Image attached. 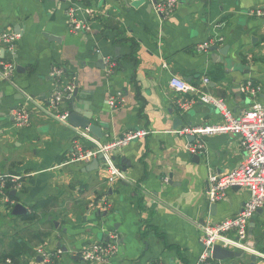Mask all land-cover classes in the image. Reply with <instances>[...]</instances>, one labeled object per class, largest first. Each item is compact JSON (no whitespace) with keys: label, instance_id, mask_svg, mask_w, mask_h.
<instances>
[{"label":"crops","instance_id":"crops-1","mask_svg":"<svg viewBox=\"0 0 264 264\" xmlns=\"http://www.w3.org/2000/svg\"><path fill=\"white\" fill-rule=\"evenodd\" d=\"M70 7L91 31H70ZM257 10L264 0H179L161 20L150 0H0V33L19 36L15 81L24 92L0 80V179L24 184L11 192L14 205L0 199V264L5 257L14 259L6 264H90L82 251L113 234L119 251L111 264H203L201 226L238 215L249 200L248 191L235 188L210 203L209 177L236 168L246 152L237 136L216 134L203 137L202 152L191 153L197 140L175 131L222 119L201 102L181 111L179 103L192 95L170 81L176 76L198 86L208 78V93L236 113L252 106L241 91L252 82L264 105V17ZM214 39L223 40L219 49L229 47L227 57L210 51L215 46L199 50ZM107 57L115 63L110 76ZM55 71L62 72L60 85L78 89V111L103 125L101 142L130 130L150 133L113 152L124 182L110 185L103 162L96 171L86 170L92 162L72 163L76 133L25 96L46 105L58 86ZM118 94L125 103L115 111L109 99ZM24 106L33 113L31 124L19 128L14 112ZM71 109V101L62 103L63 113ZM102 200L110 211L90 208ZM17 204L27 213L15 216ZM252 223L249 238L264 253V209ZM252 256L206 264H252Z\"/></svg>","mask_w":264,"mask_h":264},{"label":"built area","instance_id":"built-area-1","mask_svg":"<svg viewBox=\"0 0 264 264\" xmlns=\"http://www.w3.org/2000/svg\"><path fill=\"white\" fill-rule=\"evenodd\" d=\"M153 10L161 20L168 19L175 11L179 0H150ZM77 10L70 7L67 11L72 33L91 31V27L82 23L77 17ZM257 17H264V10H257L253 13ZM19 36L8 30L0 33V80L16 88L19 92L23 90L16 84V63ZM223 40H210L199 46L200 51H208L212 46ZM107 75L114 72L115 63L107 57L104 60ZM62 72L55 71L52 77L56 80L60 78ZM210 80L205 78L202 84L195 86L179 77H173L170 81L171 87L179 93L192 95L188 101L180 102L179 109L186 111L197 102L214 107L220 114L222 121L218 124H209L203 127H185L175 131V134L182 137H195L197 144H190L188 149L193 154L203 151V137L208 135L225 134L237 136L246 152L245 159L233 170L216 174L209 177L208 200L210 203H219L224 200L227 193L235 188L248 191L249 200L242 207L240 213L234 217L225 219L219 223H208L201 226L200 244L203 246L201 262L208 263L213 260L209 251L215 246L224 249L252 254L256 257L255 264H264V253L248 247L249 228L252 219L258 211L264 209V105L258 102L261 87L252 82H248L241 88L244 95L252 101V106L240 113L234 112L228 104L208 93L207 88ZM57 89L53 92L46 105H41L32 98L25 96L31 101L35 109H38L54 120L71 128L76 137L72 142L73 151L72 163H91L99 155L104 157V169L107 172V181L114 185L125 181V174L113 159V152L128 146L135 140L144 139L150 133L144 130H130L121 137L109 142H101L96 139L88 130L74 128L69 123V113L61 111V105L65 101H71L76 86L74 84L60 85L57 81ZM24 93V92H23ZM125 103L123 94L112 96L109 105L113 110H118ZM32 111L24 106L14 112L16 126L19 128L29 127L31 124ZM84 141L91 144L87 149ZM24 184L21 179H0V199L11 202L9 193L23 190ZM94 211L108 212L112 209V204L108 200H102L91 204ZM111 242H96L91 244L81 253L84 262L90 264H111L119 251L118 236L110 235ZM45 258L49 259L51 254L45 253Z\"/></svg>","mask_w":264,"mask_h":264},{"label":"water","instance_id":"water-1","mask_svg":"<svg viewBox=\"0 0 264 264\" xmlns=\"http://www.w3.org/2000/svg\"><path fill=\"white\" fill-rule=\"evenodd\" d=\"M212 52H216L219 51V53L224 56L227 57L228 53H229V47H224L223 49H219L217 46L211 48ZM2 57V55H1ZM249 70H246L245 73L247 74ZM79 99H78V89L76 88L73 94V97L71 99V103H72V109L69 112V123L77 129H86L88 130L93 136H95L97 139L101 140L103 139V134L102 132V128L103 125H95L92 124L91 122V117L90 116H84L82 115L78 109L76 108V105L78 104ZM192 141H195V137L192 138ZM104 161V157L103 155H99L97 159H94L92 161V163L90 164V166H88V168L86 169L87 171H96L99 169L101 162ZM171 185V183H169ZM16 192L14 191L12 193V195L15 196ZM211 210L212 212L216 210V205H212L211 206ZM261 211V210H260ZM260 211H258L257 213H259ZM27 213V210L21 205V204H17L14 207L13 210V214L15 216L21 215ZM251 229L253 227H255V224H251L250 225ZM251 236V235H250ZM106 242H111V239L108 238L106 240ZM248 247L251 249H255V245L254 243L251 241H249ZM210 256L212 257L213 260L215 261H224L227 259H240L242 261L245 260V255L242 252H234V251H230L227 249H224L220 246H215L212 251H209ZM257 261L255 256H252L251 258V262L252 264H255Z\"/></svg>","mask_w":264,"mask_h":264},{"label":"trees","instance_id":"trees-1","mask_svg":"<svg viewBox=\"0 0 264 264\" xmlns=\"http://www.w3.org/2000/svg\"><path fill=\"white\" fill-rule=\"evenodd\" d=\"M9 196H11V193H9ZM8 258H12V259H13V257H5V258L1 261V263L3 264V263L5 262V264H6ZM13 263H14V259H13Z\"/></svg>","mask_w":264,"mask_h":264}]
</instances>
